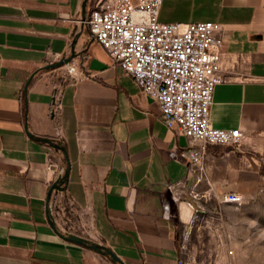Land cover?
Returning a JSON list of instances; mask_svg holds the SVG:
<instances>
[{"label": "crops", "instance_id": "crops-1", "mask_svg": "<svg viewBox=\"0 0 264 264\" xmlns=\"http://www.w3.org/2000/svg\"><path fill=\"white\" fill-rule=\"evenodd\" d=\"M94 3L0 0V264H121L64 239L63 207L125 264H176L179 226L189 221L181 204L191 218L201 200L246 194L257 183L264 0L162 2V21L215 23L222 81L211 120L243 134L238 148L209 145L197 165L186 157L187 137L164 122L157 101L83 23ZM72 52L75 76L64 74V65L41 68ZM51 161L65 175L48 200L57 176Z\"/></svg>", "mask_w": 264, "mask_h": 264}, {"label": "built area", "instance_id": "built-area-1", "mask_svg": "<svg viewBox=\"0 0 264 264\" xmlns=\"http://www.w3.org/2000/svg\"><path fill=\"white\" fill-rule=\"evenodd\" d=\"M162 2L95 0L83 23L124 72L157 101L164 122L170 127L177 126L187 137L190 151L186 157L197 165L209 145L238 148L243 134L239 128L216 127L211 120L214 88L222 81L220 52L216 49L220 39L215 33V23L162 21L159 19ZM64 66V74L75 76V65ZM59 107L58 100L55 108ZM49 165L56 169L54 181L62 189L64 168L54 161ZM241 199V194L235 191L220 196L222 202ZM49 207L52 212L53 205ZM63 209L60 232L91 240L92 227L71 220L66 208ZM51 218L56 224L55 216ZM176 264L187 262L182 257Z\"/></svg>", "mask_w": 264, "mask_h": 264}, {"label": "rangeland", "instance_id": "rangeland-1", "mask_svg": "<svg viewBox=\"0 0 264 264\" xmlns=\"http://www.w3.org/2000/svg\"><path fill=\"white\" fill-rule=\"evenodd\" d=\"M260 141L258 180L240 193L241 201L201 200L200 210L180 224L179 246L187 264H264V135Z\"/></svg>", "mask_w": 264, "mask_h": 264}, {"label": "water", "instance_id": "water-1", "mask_svg": "<svg viewBox=\"0 0 264 264\" xmlns=\"http://www.w3.org/2000/svg\"><path fill=\"white\" fill-rule=\"evenodd\" d=\"M86 1V0H85ZM74 56V53L72 52L70 54V56H67V57H63L57 61H54V62H51V63H48L44 66H42L41 68L42 69H47V68H55V67H58V66H61V65H64L66 63H69L71 61V59L73 58ZM36 71L38 70H35L34 72H32L29 76V78L27 79V82H26V88L27 86L29 85L32 77L34 76V74L36 73ZM28 134H30L28 132ZM58 148H61L62 149V146L60 145H57ZM60 188V185L58 184V181H54L51 186L49 187V190H48V193H47V199L49 200L50 197H51V194H52V191L54 189H59ZM48 219L49 221L51 222V224L55 227V224L49 214V208H48ZM59 234L66 240H69V241H73V242H77V243H80V244H84L86 246H89L90 248H93L99 252H102L104 254H107L109 255L113 260L121 263V264H125V262L122 260V258H120L110 247L106 246L105 244H102V243H98V242H95V241H91L83 236H80V235H77V234H64L60 231H58Z\"/></svg>", "mask_w": 264, "mask_h": 264}, {"label": "bare ground", "instance_id": "bare-ground-1", "mask_svg": "<svg viewBox=\"0 0 264 264\" xmlns=\"http://www.w3.org/2000/svg\"><path fill=\"white\" fill-rule=\"evenodd\" d=\"M181 216L185 220H188L191 216V209L186 204H181L180 206Z\"/></svg>", "mask_w": 264, "mask_h": 264}]
</instances>
